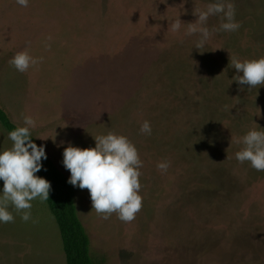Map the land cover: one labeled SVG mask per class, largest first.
I'll return each mask as SVG.
<instances>
[{"label": "rangeland", "instance_id": "1", "mask_svg": "<svg viewBox=\"0 0 264 264\" xmlns=\"http://www.w3.org/2000/svg\"><path fill=\"white\" fill-rule=\"evenodd\" d=\"M213 2L0 0V104L12 120L31 116L32 134L69 177L64 149L95 147L108 132L143 161L132 222L104 219L76 187L96 264H264V171L236 159L242 138L264 130V85H239L230 64L264 57V0H232L239 30L213 31L198 50L189 23ZM24 50L41 62L21 73L9 61ZM8 133L0 123V151L12 146ZM32 205L29 221L10 208L15 222L0 223V264H67L47 201Z\"/></svg>", "mask_w": 264, "mask_h": 264}, {"label": "clouds", "instance_id": "2", "mask_svg": "<svg viewBox=\"0 0 264 264\" xmlns=\"http://www.w3.org/2000/svg\"><path fill=\"white\" fill-rule=\"evenodd\" d=\"M29 2L30 0H16L24 8L29 6ZM195 14L198 19L195 23H189L187 34L199 33V39L194 45L198 50L206 47L213 31L235 32L241 27L235 18L236 8L232 0H215L206 10ZM210 16L221 17L219 29L210 31L206 26ZM181 25L182 21L177 18L172 22L171 30L177 32ZM40 62V59L24 50L17 53L9 64L23 73ZM230 64L237 70L234 80L239 85H248L249 89L264 85V57L244 61L231 58ZM35 124L31 116H23L24 126H18L8 133L12 146L0 151V180L3 181V187L0 188V223L15 222L10 208L27 222L32 218V201L37 198L41 202L49 200L51 182L36 175L42 170V161L47 159V153L45 145L38 146L32 139L31 130ZM140 132L151 135V123L144 121ZM94 139L95 147L69 145L64 149L62 163L70 171L67 183L81 190L88 189L92 209L104 219L117 213L121 221L132 222L143 204V197L139 194L143 161L139 152L124 135L108 132ZM242 143L244 147L236 153L237 161H247L257 171H264V130H250L242 138ZM169 167L168 161L157 164L162 172H166Z\"/></svg>", "mask_w": 264, "mask_h": 264}, {"label": "trees", "instance_id": "3", "mask_svg": "<svg viewBox=\"0 0 264 264\" xmlns=\"http://www.w3.org/2000/svg\"><path fill=\"white\" fill-rule=\"evenodd\" d=\"M0 122L9 132L19 126L1 104ZM32 136L35 143L41 145L33 134ZM42 163L43 168L37 174L51 182L47 203L60 229L67 264H96L91 255L90 236L79 215L76 187L67 183L69 176L60 170L48 153L47 159Z\"/></svg>", "mask_w": 264, "mask_h": 264}, {"label": "crops", "instance_id": "4", "mask_svg": "<svg viewBox=\"0 0 264 264\" xmlns=\"http://www.w3.org/2000/svg\"><path fill=\"white\" fill-rule=\"evenodd\" d=\"M2 106V105H1ZM3 107V106H2ZM1 123V122H0ZM2 125V124H1ZM19 125V124H18ZM3 126V125H2ZM20 126V125H19ZM4 127V126H3ZM5 128V127H4ZM46 152H47V150H46ZM48 153V152H47ZM48 155H49V153H48ZM50 156V155H49ZM51 157V156H50ZM52 158V157H51ZM53 159V158H52ZM55 162V161H54Z\"/></svg>", "mask_w": 264, "mask_h": 264}]
</instances>
